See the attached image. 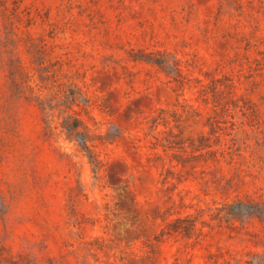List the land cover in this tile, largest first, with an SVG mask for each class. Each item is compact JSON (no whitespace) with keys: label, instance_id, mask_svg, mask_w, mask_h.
<instances>
[{"label":"rangeland","instance_id":"374dc122","mask_svg":"<svg viewBox=\"0 0 264 264\" xmlns=\"http://www.w3.org/2000/svg\"><path fill=\"white\" fill-rule=\"evenodd\" d=\"M239 201H264V0H0V264L264 261Z\"/></svg>","mask_w":264,"mask_h":264},{"label":"trees","instance_id":"16d2710c","mask_svg":"<svg viewBox=\"0 0 264 264\" xmlns=\"http://www.w3.org/2000/svg\"><path fill=\"white\" fill-rule=\"evenodd\" d=\"M158 64H163L162 62H159ZM175 73L178 77L182 78V72L180 69L175 68ZM79 128V124L75 123L71 130H77ZM80 141L82 143V147L88 150L87 146V138L84 135H80ZM229 212L228 214L232 218H244V217H257L261 220H264V201L255 202V201H239L238 203L234 204L233 206H230L228 208ZM252 264V263H250ZM255 264H264V261H260Z\"/></svg>","mask_w":264,"mask_h":264}]
</instances>
